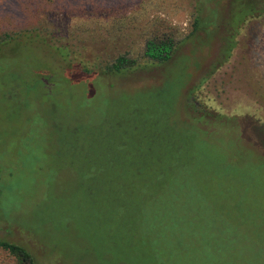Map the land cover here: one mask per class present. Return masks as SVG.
I'll return each instance as SVG.
<instances>
[{
    "label": "rangeland",
    "instance_id": "374dc122",
    "mask_svg": "<svg viewBox=\"0 0 264 264\" xmlns=\"http://www.w3.org/2000/svg\"><path fill=\"white\" fill-rule=\"evenodd\" d=\"M234 1L0 0V33L37 27L18 41L41 45L45 29L61 25L73 51L57 84L33 75L28 61L39 56L22 44L0 57V118L25 124L0 127V239L37 264H264V16L239 25L232 47ZM198 10L204 28L171 61L103 74L106 60L139 44L146 23L158 17L185 35ZM64 109L85 112L84 140L68 138L78 124L62 121ZM128 135L152 138L145 149L156 163L191 144L185 155L203 165H188L184 193L198 203L186 208L208 213L213 198L210 223H124L136 188L111 164L138 159L115 158ZM0 264L14 261L0 250Z\"/></svg>",
    "mask_w": 264,
    "mask_h": 264
},
{
    "label": "trees",
    "instance_id": "16d2710c",
    "mask_svg": "<svg viewBox=\"0 0 264 264\" xmlns=\"http://www.w3.org/2000/svg\"><path fill=\"white\" fill-rule=\"evenodd\" d=\"M234 3H236V6L232 10L230 18L233 27L232 30L225 36V38L229 37L232 40L230 45L232 47L235 45L234 37L239 25L247 22V20L251 17L254 18L257 16H264V0H235ZM201 12L202 10H198V13L195 14L194 21L192 23L193 27L191 31L185 35L180 33L176 26L171 25L164 19H159L158 17L153 22L149 24L146 23L144 28L145 33L143 34L139 44L130 50L117 54L108 61L106 60L102 66L104 72L103 74H120L129 69L135 68L144 61L147 64H159L171 61L174 58L179 46L187 40L193 39L195 35L198 34L199 30L204 28L203 22L206 18H202L200 16ZM213 13L217 16V24L220 12L216 8L210 7L208 9L207 16L209 17ZM207 26H209V23ZM34 30L36 31L38 28H26L17 31L6 30L0 33V57L9 48L14 49V47H20L22 44L21 48L34 50V52L39 56L38 60H40V62H38L35 58H32L33 56H31L28 61L30 64L37 66L31 67L34 71L33 75L43 77L49 84H57L56 81L54 82V80H56L55 77L65 79L67 76L65 74L66 67H68L67 60L68 57L73 54V51L68 42L65 40V36L62 34L63 28L61 25L52 29H45L48 38H46L41 45H35L33 42L28 41H18L20 36L32 33ZM3 63H6V60L0 63V75H2V73L5 75L3 71H5L7 65H3ZM43 69H48L49 72L47 71L45 73L42 71ZM82 69L85 73L92 72L88 67H82ZM21 88L22 87H15L16 92H20ZM1 95L2 93L0 96ZM11 106L12 105H8L5 107V104H3L2 108L5 110L8 107L11 108ZM185 106L186 104L183 105V107ZM64 110L59 113V117L62 121L66 124L69 120L76 116L74 120L75 122L77 121L78 124V131L72 132V136L70 137L69 135L68 138L71 140H84L86 134L84 133V128L82 127H85V124H87L85 121L87 118L84 114L85 112L81 113L79 111V113L77 112L72 115L66 112L68 111L67 109ZM69 115L71 117H69ZM188 117L189 118H186V120L189 123L197 125L194 123L197 118H192V116ZM22 122V117L20 119L18 118L11 126V122L9 124V118L7 116H2L0 118V127L10 128L12 130L16 128L20 130L25 127V124ZM129 132L133 131L129 129ZM203 132L207 137L211 133L210 131L204 129ZM12 133H10L8 137L6 136V139L18 140L21 133L16 132L13 135ZM132 138L133 136L128 135L127 141H125L126 144L117 146L118 149L116 150L115 158H118L117 156H134V153L137 151H139V155L143 156V158L136 153V156H138L136 162H124V165L119 163L111 164L113 169L112 171H114V173H118L120 170L119 168L124 167L127 188H136L133 194L130 193L132 198L129 202V207L124 213V223H210L217 214V212H215L216 204L213 203V198L210 200L208 213H204L203 210L201 211L196 206V210H189L186 208V205L198 203V201H195L194 199L196 196H189L184 193V188L189 180L186 175L188 165L189 163H193V168H196L197 164L199 167L203 165L202 162H199V160H191L185 155L184 151L190 154L191 144L188 146L186 145V150L182 152H175L174 159L169 161L162 160L161 162L156 163L154 158L151 156L153 155L152 151L145 149H150L151 146H154L152 138L147 141L146 145L142 143L141 138L136 142H134ZM127 142L129 144H133L132 146H134L135 150H129ZM111 155L112 157L114 156L113 152H111ZM133 163H137V165H134ZM228 164L229 163L226 162L222 166V171H226L228 169ZM211 183L212 184L209 188H214L215 183L213 180H211ZM226 202L227 200L224 199L223 204ZM190 211L196 212L192 213ZM0 250L7 252L13 258L14 264H37V261L31 252L19 244L0 239Z\"/></svg>",
    "mask_w": 264,
    "mask_h": 264
}]
</instances>
